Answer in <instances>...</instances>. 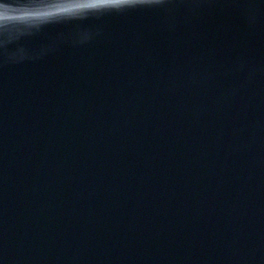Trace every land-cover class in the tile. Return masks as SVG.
<instances>
[{"label":"water","instance_id":"95a60500","mask_svg":"<svg viewBox=\"0 0 264 264\" xmlns=\"http://www.w3.org/2000/svg\"><path fill=\"white\" fill-rule=\"evenodd\" d=\"M0 264H264V0H0Z\"/></svg>","mask_w":264,"mask_h":264}]
</instances>
